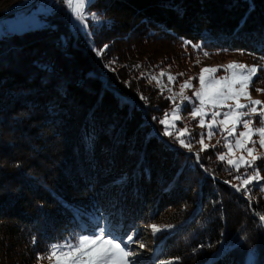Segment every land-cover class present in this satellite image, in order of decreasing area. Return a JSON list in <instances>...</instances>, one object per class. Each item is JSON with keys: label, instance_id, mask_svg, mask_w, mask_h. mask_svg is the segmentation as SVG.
I'll return each instance as SVG.
<instances>
[{"label": "trees", "instance_id": "16d2710c", "mask_svg": "<svg viewBox=\"0 0 264 264\" xmlns=\"http://www.w3.org/2000/svg\"><path fill=\"white\" fill-rule=\"evenodd\" d=\"M86 10L111 19L73 34L54 13L0 36V264H39L100 214L156 225V260L264 264V156L237 171L220 143L190 153L164 134L174 104L144 76L180 70L199 45L256 66L258 92L264 0H90ZM255 170L261 179L243 187L237 177Z\"/></svg>", "mask_w": 264, "mask_h": 264}, {"label": "rangeland", "instance_id": "374dc122", "mask_svg": "<svg viewBox=\"0 0 264 264\" xmlns=\"http://www.w3.org/2000/svg\"><path fill=\"white\" fill-rule=\"evenodd\" d=\"M21 1L22 0H0V36L8 32L9 33L10 32H21L24 30L32 29V28H39L46 24L43 18L45 15L51 14L49 8H38L36 10L35 8H32L30 6L21 7L20 6ZM85 11L89 13V18L86 21V24L92 23L94 27L99 26V24L108 22L109 19H111V18L109 19L104 18L102 14H100L99 12L95 10L88 11L85 8ZM91 14H95V19L91 17ZM66 18L70 22L69 28L73 34H76V31H81L82 33L88 32L89 30L88 24L85 29L79 24L77 20L74 19V22H73L70 18L68 17ZM130 43L131 42L129 41L128 44ZM194 48L197 51L193 54L192 58H190L189 60H186L185 65H182V68L180 70L178 68L177 69L162 68L156 71L147 70L144 74L148 83H151L152 85L156 86L159 89L163 87L164 89L163 91H166L167 96L169 98L173 96L175 97L174 100L170 99L173 102L174 106L168 113H171L175 107L177 106L180 107L179 116L181 118L174 121L175 128L170 127L169 131H172L173 135L176 137V135L178 134L176 132V129H183L186 126L188 129V132L191 133V135H186L181 138L184 139L186 143H190L191 150H189V148L188 150L190 153L194 155L197 154L196 150H201L203 147V145L199 143L198 141L201 139V134H204L203 143L209 146L220 143L224 149L223 153L221 154H226L228 159H239L241 156H243L245 160H251V157L248 155L246 151L243 150V148L235 147V140L239 137V133L241 131H245V129L243 128V125L238 124L234 134L229 136L228 131L225 130V125L218 123L219 121L225 119L224 113L229 111V108H235L236 100L228 99L224 103L219 104L218 106L214 107L213 104L208 101V96L206 95L205 96L206 103L204 106L205 114L203 115L205 126L203 127H201L199 124L201 117L197 116L196 118H193L191 115V112L193 110V107L200 106L199 99L196 98L193 94L199 91L201 88L200 81H199V75L201 73V69L203 68H218L219 69V71H217L216 73H210V72L204 73L206 91L211 93L212 91L218 90L224 86L223 81H221V84H215L213 82L214 80H221V78L231 75L230 71H225V68L228 64L235 62V63L245 64L248 67H252L253 65L244 62L237 55L222 57V56L212 55L208 51L201 49L200 46L194 47ZM204 53H208V55H204ZM161 71L171 74L172 76L176 77L175 81L169 82L167 75H165L164 77H160ZM179 73H183V75H179ZM152 76L159 77L161 80V84L158 85L155 80L150 79ZM189 78H193L190 81L192 84V87L185 88L183 95L190 97L191 99L184 100L181 97V95H179L180 85L183 84L185 81H188ZM238 87H239L238 84L234 85V90L235 88H238ZM247 91L250 93L252 100L262 101L260 92H252L250 90V87L247 89ZM239 103L249 104V100L247 98L241 97L239 100ZM256 107L258 109H264V104L257 105ZM240 111H246V109H240ZM213 112L219 113V115L215 117V122L213 121V115H212ZM164 116L162 117V119H164ZM232 119H233L232 117L228 118V122H227L228 130L232 129ZM244 119L254 120V116L244 117ZM172 120L173 118L170 115L169 121L172 122ZM209 124H213V127L211 129L213 134L211 138H208L207 136V133L209 131L207 125ZM162 125L165 130V125L164 124ZM252 126L258 127L259 124H255ZM251 139L253 141H257V143L255 144L254 155L258 157L264 156V148L260 147L258 143V137L252 136ZM228 143H231L233 145L231 152H229L228 147H226ZM246 147H253V144L248 143L246 144ZM225 161L227 162V160ZM241 178H244V176ZM239 182L241 183V179H239ZM101 221L106 223L108 228L111 229L112 235L116 236L121 241H125L129 235L133 236L134 242L130 243L129 247L137 253V256L135 257L137 264H160L161 261H164V260H156L155 258L156 249L158 247V244H157V241L155 240L156 232H153V229L150 225L145 224L143 226L138 227L135 230L133 227L129 226L128 223H125L123 225L116 224L114 226L109 221L108 216H106L105 214H100V215L93 217V219H89L90 225H86L85 227L81 226L80 230L76 232L75 235L69 236L65 240L70 239L72 243H76V239L80 236L93 235L95 233L96 228L101 223ZM65 240L59 243H63ZM140 244H143L144 247L140 248L139 247ZM45 256L46 254L43 257ZM88 259H89L88 256L83 257L84 264H86ZM39 264H55V260L54 259L48 260L44 258V259H40Z\"/></svg>", "mask_w": 264, "mask_h": 264}, {"label": "snow or ice", "instance_id": "6c2138e0", "mask_svg": "<svg viewBox=\"0 0 264 264\" xmlns=\"http://www.w3.org/2000/svg\"><path fill=\"white\" fill-rule=\"evenodd\" d=\"M90 3V0H65V4L69 7L70 11L75 20L79 22V24L86 29L87 24L86 21L89 18V13L85 11L86 5ZM91 17L95 19V14H91ZM191 43L190 41H185V44ZM106 47V46H105ZM193 47H199L198 45H193ZM204 55H208V53H204ZM219 71L218 68H203L201 69V73L199 75V81L201 88L199 91L195 92L193 95L199 99L200 106L193 107L191 115L193 118L200 116L201 119L199 124L201 127L205 126V121L203 119L204 106H205V96H208V101L213 104V106H218L219 104L224 103L228 99L236 100L235 108H229V111L224 113V120L219 121V124L225 125V130L228 131V135L231 136L234 134L236 127L238 124H242L245 131H241L239 133V137L235 140L236 148H243L244 151L248 153L251 157V160H245L243 156L239 159H228L226 154H221L218 158L221 161L227 160V163L234 167L237 171L240 170L241 167H253L255 162L258 159H262L254 155L255 152V144L257 141H253L251 139L252 136L258 137V143L261 148H264V109H258L256 106L264 104V102L260 100H252L250 93L247 91L249 87L252 86L253 76L258 72V68L256 66L248 67L245 64L241 63H230L226 66L225 71H230L231 75L221 78V80H214L215 84H221L223 81V87L214 90L211 93L206 91L205 85V76L204 73H216ZM167 75L169 82H174L176 77L171 74L165 73L163 71L160 72V77H164ZM179 75H183V73H179ZM150 79L155 80L158 85L161 84V80L157 76H152ZM191 79L185 81L180 85V93L181 97L184 100H190V97L184 96L185 88L192 87ZM264 82V81H262ZM239 85L238 88H235L234 85ZM163 87H161V91H163ZM258 92H264V88H256ZM241 97L247 98L249 100V104H241L239 100ZM144 99V97H142ZM170 99H175V97H170ZM240 109H246V111H240ZM180 107H175L171 113H166L164 119L160 122L165 125L164 134L172 136L173 132L169 131V128H175V120L180 119L179 116ZM172 116V122L169 121V116ZM213 121L215 122V117L219 115V113L213 112ZM256 116L258 120L252 119H244V117ZM232 117V129H227L228 118ZM155 119V118H154ZM259 124L258 127H253L252 125ZM209 131L207 133L208 138L212 136V127L213 124L207 125ZM178 133L176 135V139L179 143L189 148L191 150L190 143H186L184 139L181 137L186 135H191L188 132L187 127L185 126L183 129H176ZM203 135L201 134V139L198 141L203 145L202 151L209 147V145L203 143ZM251 143L253 147H246V144ZM228 147L229 152L232 151L233 145L228 143L226 145ZM258 167V166H257ZM241 179V185L243 187H247L253 181H257L261 179L259 170H255L254 174L248 175L244 178L237 177ZM227 183V181H226ZM233 187H237L233 185ZM241 190L240 187H237V191ZM261 220H264V215L260 216ZM153 232L160 231V229L156 225L151 226ZM35 242V241H33ZM134 242V238L132 235H129L125 241H121L116 236L112 235L111 229L108 228L106 223L101 221L99 226L96 228L95 233L93 235H85L80 236L76 239V243H72L70 239L65 240L63 243H54L49 246L48 253L45 257H39V259H48L55 260V264H84L83 257L88 256V260L86 264H137L135 257L137 253L129 247V244ZM140 248H143L144 245L140 244ZM178 259V258H177ZM160 264H171V261H161Z\"/></svg>", "mask_w": 264, "mask_h": 264}, {"label": "built area", "instance_id": "2783aa9c", "mask_svg": "<svg viewBox=\"0 0 264 264\" xmlns=\"http://www.w3.org/2000/svg\"><path fill=\"white\" fill-rule=\"evenodd\" d=\"M20 4L21 7L30 6L36 10L38 8H49L51 14L60 13L74 21L72 12L65 4V0H25Z\"/></svg>", "mask_w": 264, "mask_h": 264}, {"label": "water", "instance_id": "95a60500", "mask_svg": "<svg viewBox=\"0 0 264 264\" xmlns=\"http://www.w3.org/2000/svg\"><path fill=\"white\" fill-rule=\"evenodd\" d=\"M117 98H118L120 104L127 103V100L123 96L117 95Z\"/></svg>", "mask_w": 264, "mask_h": 264}, {"label": "bare ground", "instance_id": "6f19581e", "mask_svg": "<svg viewBox=\"0 0 264 264\" xmlns=\"http://www.w3.org/2000/svg\"><path fill=\"white\" fill-rule=\"evenodd\" d=\"M23 1H25V0H22L21 3H22ZM73 22H74V21H73ZM73 24H74V23H73Z\"/></svg>", "mask_w": 264, "mask_h": 264}]
</instances>
